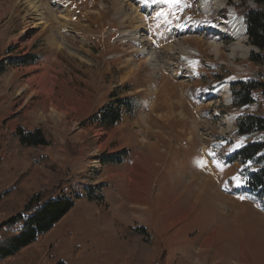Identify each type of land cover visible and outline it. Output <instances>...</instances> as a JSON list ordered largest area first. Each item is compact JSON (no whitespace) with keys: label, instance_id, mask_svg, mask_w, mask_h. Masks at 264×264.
<instances>
[{"label":"rangeland","instance_id":"obj_1","mask_svg":"<svg viewBox=\"0 0 264 264\" xmlns=\"http://www.w3.org/2000/svg\"><path fill=\"white\" fill-rule=\"evenodd\" d=\"M247 6L0 0V193L25 175L44 200L74 204L41 242L45 264H264V200L246 187L257 167L233 159L264 142L236 134L238 118H264V60H249L243 23L244 52L208 32ZM237 81L260 84L251 104H232ZM117 98L129 105L102 123ZM18 128L51 143L9 152Z\"/></svg>","mask_w":264,"mask_h":264},{"label":"trees","instance_id":"obj_2","mask_svg":"<svg viewBox=\"0 0 264 264\" xmlns=\"http://www.w3.org/2000/svg\"><path fill=\"white\" fill-rule=\"evenodd\" d=\"M242 6L248 2L253 7L243 8L241 15L248 43L255 51L249 54V60L261 63L264 60V0H238ZM27 63V62H25ZM260 86L252 81H237L229 86L232 104L246 106L253 102L252 92ZM113 97V96H112ZM128 104L125 100L115 99L107 104L98 114L97 119L115 125L120 120V110ZM264 132V118L247 115L238 118L236 134L248 137ZM17 141L19 151L24 149L44 148L50 145L51 137L42 130L25 132L18 128L7 142ZM233 159L242 164L251 163L257 169L246 182L247 189L264 200V142L248 143L238 149ZM106 161V159L104 160ZM2 152L0 150V164ZM31 182L22 175L17 183L0 193V264H45L50 254V247L41 245L45 237L65 218L73 208V200L61 195L55 199L44 200L42 195L34 193ZM264 207V203H263ZM10 214L5 218L6 214ZM56 264H64L59 261ZM154 264H166L156 262Z\"/></svg>","mask_w":264,"mask_h":264},{"label":"bare ground","instance_id":"obj_3","mask_svg":"<svg viewBox=\"0 0 264 264\" xmlns=\"http://www.w3.org/2000/svg\"><path fill=\"white\" fill-rule=\"evenodd\" d=\"M203 5H205V3H203ZM116 10H119L120 13L118 12V14H124V11L122 10L121 7H119ZM228 17H229V20L226 21L225 23H223V26H221L222 23H220V25H214V26L209 28L208 32L212 33L214 35H221L222 37L223 36L224 37H230L231 36V37H233V39H235L237 41L236 46L232 47L233 51L244 52V49H245V51H247L248 48L244 47L241 44V36L243 33V29H244L241 19L239 17H237L232 11L229 13ZM129 36H131V34ZM211 47L213 49V52H215L216 55H218L219 43L213 42V43H211ZM141 49H142V47H141ZM145 56H146L148 61H152L153 57H152L151 53H145ZM153 62H154V60H153Z\"/></svg>","mask_w":264,"mask_h":264},{"label":"snow or ice","instance_id":"obj_4","mask_svg":"<svg viewBox=\"0 0 264 264\" xmlns=\"http://www.w3.org/2000/svg\"><path fill=\"white\" fill-rule=\"evenodd\" d=\"M237 147H239V145H237ZM233 179H235V180L237 181V186H240V185H239V177H234ZM240 199L243 200L244 197L241 196Z\"/></svg>","mask_w":264,"mask_h":264},{"label":"crops","instance_id":"obj_5","mask_svg":"<svg viewBox=\"0 0 264 264\" xmlns=\"http://www.w3.org/2000/svg\"><path fill=\"white\" fill-rule=\"evenodd\" d=\"M2 169H3V170H5V168H4V167H3ZM3 170H1V171H0V173H1Z\"/></svg>","mask_w":264,"mask_h":264}]
</instances>
